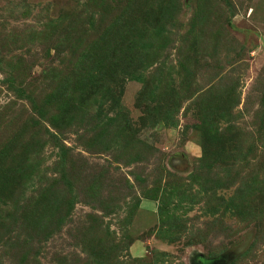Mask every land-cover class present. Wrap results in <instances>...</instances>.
I'll list each match as a JSON object with an SVG mask.
<instances>
[{
	"label": "rangeland",
	"instance_id": "374dc122",
	"mask_svg": "<svg viewBox=\"0 0 264 264\" xmlns=\"http://www.w3.org/2000/svg\"><path fill=\"white\" fill-rule=\"evenodd\" d=\"M0 264H264V0H0Z\"/></svg>",
	"mask_w": 264,
	"mask_h": 264
}]
</instances>
